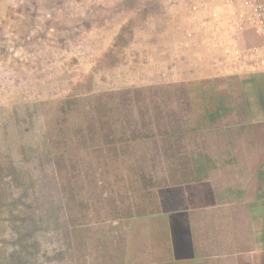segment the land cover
<instances>
[{"label":"trees","instance_id":"trees-1","mask_svg":"<svg viewBox=\"0 0 264 264\" xmlns=\"http://www.w3.org/2000/svg\"><path fill=\"white\" fill-rule=\"evenodd\" d=\"M240 94L235 77L192 80L95 95L80 125L68 121L78 100H65L39 135L8 123L19 159L0 162V229L10 234L0 242L19 261L0 264H210L243 251L220 234L228 210L206 214L219 230L207 239L191 227L217 169L202 135L241 108ZM213 196L211 207H228L240 191Z\"/></svg>","mask_w":264,"mask_h":264},{"label":"crops","instance_id":"crops-1","mask_svg":"<svg viewBox=\"0 0 264 264\" xmlns=\"http://www.w3.org/2000/svg\"><path fill=\"white\" fill-rule=\"evenodd\" d=\"M91 3L98 8L94 16L97 26L91 30L86 28L81 35L84 39L81 60H71L67 66L64 63L59 70L56 64L54 66L56 72L54 71L52 85L58 89L54 93L62 95V100L80 92L85 96L95 93L99 88L104 90L106 83L101 82V79L103 81L102 72L106 71L116 78V83L113 84L117 86L170 85L215 79L223 72L214 62L209 47L193 45L188 41L189 30L197 26L191 21L183 0H142L141 4L139 0H128L130 10L127 15L124 14L122 0H81L79 6L88 8ZM151 5L157 11L151 12ZM144 7L149 28L146 31H135L131 24L139 22ZM23 17L9 16V21L3 18L1 23L13 22V27L11 25L8 28V34L14 30H20L21 33L23 26L33 21L31 17L36 18V15L34 12L30 17ZM44 32V36L47 35L52 40V32ZM247 32L248 30L238 34L240 46H251L248 37H243ZM54 50H42L47 53L42 54L45 56L43 61L53 62L52 55L57 53ZM75 62L79 65L75 70L76 75L73 72ZM25 66L26 72H29L28 69L31 73L35 72L29 65ZM121 72H124V78L121 77ZM33 77L30 76L32 81ZM235 78L240 83L242 106L218 123L215 129L224 134L223 144L216 149L228 152V163H224V166H228V173L230 172L228 191H240V200L230 202L233 199L230 198L228 207L222 208L203 207L199 204L194 218L197 221L200 216L206 222V214H222V209L228 210V246H237L243 250L238 252L236 249L234 254L228 256V260H233L235 264H264V72L246 73ZM43 91L38 94L45 96L50 93V90ZM32 94L36 95L37 92ZM41 96L35 97L31 102L39 103L45 99ZM235 119L240 121L235 122ZM237 135L239 138L235 139ZM218 165L220 163L216 161V166ZM209 183L204 184L201 190L208 191ZM210 242L211 240L208 241L209 245ZM221 257L212 258L210 264Z\"/></svg>","mask_w":264,"mask_h":264},{"label":"rangeland","instance_id":"rangeland-1","mask_svg":"<svg viewBox=\"0 0 264 264\" xmlns=\"http://www.w3.org/2000/svg\"><path fill=\"white\" fill-rule=\"evenodd\" d=\"M122 1L125 6L123 9V11H125L124 14L127 15V11L130 10L128 0ZM139 1L141 4L142 0ZM79 2H81V0H0V162H6L8 157H11L15 162L19 159V157L16 156V150L18 148L16 145H13V141L18 140V136L15 134L17 131L15 132V126L13 128L8 124L10 122H12L13 125L20 124L19 126L21 127L31 125L32 132L39 135L48 122H52L58 117V111L62 106V102L65 100H78L80 111L78 113H72L71 117L69 115L68 121L73 125H80L86 120L85 113L88 112L86 102L87 100L89 101L92 99L95 95H117L125 90H150L157 87L169 86L163 84L117 86L113 84L116 83V78H113L111 72L106 71L105 73L102 72L103 81L101 79V82L104 84L106 83L104 90L99 88L95 93L89 95L85 94V96L80 92V94L77 93L76 95L69 96L63 100L61 99L62 95L54 93V90H58L52 85L54 82L52 79L54 71L56 72L54 68L55 64L57 70H59L64 63L67 66L71 60H81L80 57L82 55L80 54L82 50H84V39L81 35H83L86 28L91 30L97 26L94 22V16L98 9L96 5L92 6L94 3H91L88 8H86L79 6ZM145 10L146 8L144 7L139 22L131 24L135 31H146V29L149 28L147 24L148 22L145 18ZM153 11L157 10L154 5H151V12ZM34 12L36 18L31 17L33 18V21L26 23L25 26H23V32L21 33H19L20 30L18 32L14 30L13 33L8 34L11 25L13 27V22L8 24L6 22L1 23L3 18H5V21H9V16H24L23 18H26L30 17ZM81 17H83V19H81ZM109 20H111V14ZM126 22L127 21H125V24ZM159 23L160 22H158V24ZM107 28L108 30L110 29L109 27ZM44 31L52 32V40H50L47 35L44 36V34H46ZM55 33L57 39H55ZM244 36L248 37L249 44L251 45L264 44V35H258L253 30H248L243 37ZM47 48H53L55 49V52L57 51L55 55H52L55 61H43L45 56L42 54L47 53H43L42 50L47 51ZM25 65H29L31 70L35 72L31 73L29 69V72H26L27 66ZM74 66H76L73 69V72L75 73V70L79 68V65L75 62ZM123 74L124 72L120 73L122 78H124ZM30 76H34L33 81ZM228 77L230 76L221 74L216 78ZM42 80H45V82L43 83ZM171 85L175 84H170V86ZM95 89L96 87L93 88V90ZM43 90H45V92L50 90V93H46L45 96L38 94L40 91L44 92ZM34 91L37 92L36 95L32 94ZM39 96L45 99H42L39 103L31 102L32 99ZM111 104L112 103H110V105ZM114 105L118 106L117 103H114L113 107ZM117 116L119 117V115ZM113 118L115 119V122L120 120V118H117L116 116ZM236 121L239 122L240 120L235 119V122ZM215 128L216 127L206 130L201 138L204 145H206L208 152L218 163H220L207 187L208 192H211V194L205 195V190L200 191L202 202H204L201 205L203 207L211 206V203L214 201L213 194H223L225 193V190H228V176H230V172L228 173V166H224V163H228V152L216 149L220 148L221 144H223L222 138H224V134L221 130ZM238 138L239 136L237 135V138L235 139ZM239 152L240 150H238V153ZM199 217L196 222L191 223V227L196 231V234L200 239H207V236L210 237L212 232L219 231L214 229L213 225L209 224V218H207L205 222L202 220L203 218ZM225 233L226 237H228V231L220 232L222 236L225 235ZM9 235L7 227L0 229V237H2V239L8 240ZM94 245L95 241L93 239L91 240V243L88 244L87 250L94 249ZM12 249L13 247L8 244L0 242V257L7 263L19 261L17 258H12L10 256ZM25 253L27 252H24V254ZM212 263L235 264L233 260H228V256H222L221 258H218L216 262L213 261Z\"/></svg>","mask_w":264,"mask_h":264},{"label":"built area","instance_id":"built-area-1","mask_svg":"<svg viewBox=\"0 0 264 264\" xmlns=\"http://www.w3.org/2000/svg\"><path fill=\"white\" fill-rule=\"evenodd\" d=\"M195 29L188 41L211 49L220 74L264 72V45L240 46L238 34L264 35V0H183Z\"/></svg>","mask_w":264,"mask_h":264}]
</instances>
